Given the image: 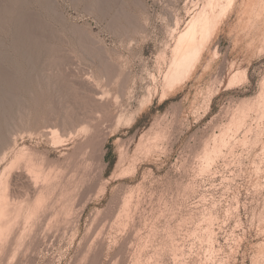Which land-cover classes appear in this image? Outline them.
Instances as JSON below:
<instances>
[{
  "label": "rangeland",
  "instance_id": "1",
  "mask_svg": "<svg viewBox=\"0 0 264 264\" xmlns=\"http://www.w3.org/2000/svg\"><path fill=\"white\" fill-rule=\"evenodd\" d=\"M207 2L0 0V264H264V0L163 84Z\"/></svg>",
  "mask_w": 264,
  "mask_h": 264
},
{
  "label": "bare ground",
  "instance_id": "2",
  "mask_svg": "<svg viewBox=\"0 0 264 264\" xmlns=\"http://www.w3.org/2000/svg\"><path fill=\"white\" fill-rule=\"evenodd\" d=\"M209 3L207 2L209 8L211 9L214 6V1L213 0H208ZM218 1V0H217ZM216 1V2H217ZM235 3V0H224V3H222V6L220 7L218 5V7L220 8V11L218 12L217 15L213 14V8L211 9V12L207 11V7L206 5L202 8L201 11H198V13L194 14L191 18H189L188 21H186L185 27L183 28V30L181 32H179L174 44L173 49L171 50V58L169 61V66L164 74V78H163V84L166 90H172L173 88L180 86L181 84H183L185 81L188 80V78L191 76V74L193 73V71L195 70V68H197V66L199 65L202 56L204 54V52L207 49V45L209 44L210 41H212V38L215 36L217 30L219 29L221 22L223 21V19L226 17V15L229 13V11L232 9L233 5ZM219 4V3H218ZM217 6V4L215 5ZM216 9V8H214ZM29 20V19H28ZM40 28V27H39ZM35 41V40H34ZM30 54V53H29ZM68 69V68H67ZM30 70V69H29ZM43 75V74H42ZM68 75V74H67ZM244 76V75H243ZM242 75L236 73L234 76H232L230 78V80L228 81V85H232L234 84V82H236L237 80L240 79V77L243 78ZM241 78V79H242ZM37 79V77H36ZM38 80V79H37ZM45 80V79H44ZM6 82V81H5ZM10 82V81H9ZM182 86V85H181ZM163 88V87H162ZM164 89V90H165ZM164 92V91H163ZM164 94L162 96V98H164ZM30 97V96H29ZM97 97V96H96ZM95 97V98H96ZM33 98V97H32ZM100 98V97H99ZM92 99V98H91ZM34 100V99H33ZM12 101V100H11ZM14 101V100H13ZM34 102V101H33ZM3 114V113H2ZM6 116V115H5ZM12 116V115H11ZM55 121V120H54ZM67 121V120H65ZM74 123V122H73ZM60 125V124H59ZM67 125V124H66ZM72 125V124H71ZM52 126V125H51ZM73 126V125H72ZM11 127V126H10ZM54 128V127H53ZM56 128V127H55ZM65 128V127H64ZM71 129V128H70ZM48 130V129H47ZM54 130L51 131L50 133H52L54 135ZM50 130H48L49 132ZM70 131V130H69ZM14 135V134H13ZM6 140V139H5ZM7 141V140H6ZM26 154V153H25ZM23 152H20L18 154V156L16 157L15 160H13L10 164L11 166H15L16 163L22 159L24 157ZM5 155V154H4ZM27 157V156H26ZM25 158V157H24ZM38 158V157H37ZM40 158V157H39ZM29 161H32V158L29 157L27 158ZM32 163V162H31ZM19 164V163H18ZM40 166V165H38ZM37 166V167H38ZM46 166V165H45ZM35 167V166H34ZM40 168V167H39ZM50 168V167H49ZM11 169V167H10ZM30 170L24 173H21L17 176H19V179L22 180L23 178L25 179L24 181V188L26 191V195L27 197H35L37 199L40 198V195L42 191H37V184L36 182H32V179H30L29 175L31 174ZM35 171V170H34ZM30 174H29V173ZM38 172V171H37ZM35 172V174L37 173ZM41 172V171H40ZM39 172V173H40ZM52 172V171H51ZM34 173V172H33ZM32 173V174H33ZM17 174V173H16ZM34 174V175H35ZM38 174V173H37ZM9 175V174H8ZM7 175V176H8ZM33 175V176H34ZM39 175V174H38ZM32 176V175H30ZM40 176V175H39ZM56 177V176H55ZM54 177V178H55ZM29 178V179H27ZM32 178V177H31ZM57 179V178H55ZM38 180V179H37ZM35 180V181H37ZM47 180V179H46ZM1 181V180H0ZM56 181V180H55ZM2 182V181H1ZM41 182V181H40ZM49 182V181H48ZM18 183V182H17ZM52 183V182H51ZM23 184V183H22ZM55 184V183H54ZM16 185V184H15ZM52 185V184H51ZM1 186V185H0ZM6 186V185H5ZM23 186V185H22ZM40 186V184H39ZM47 186V185H46ZM55 186V185H54ZM75 186V185H74ZM20 187V186H19ZM51 187V186H50ZM8 188V187H7ZM7 188L5 189L7 191ZM49 188V187H48ZM3 189V188H2ZM21 191V193H23V190ZM44 189V188H43ZM4 190V191H5ZM51 190V189H50ZM19 191V190H18ZM3 192V191H2ZM44 193V192H43ZM18 194H20L18 192ZM48 194V193H47ZM20 196V195H19ZM44 194L41 196L43 197ZM46 196V195H45ZM17 197V196H15ZM9 198V197H8ZM5 195H1L0 196V235L1 234V229H4L3 227L5 226V224H10V222L12 223V225H14V222H12L14 219H17L20 212L19 209L21 208H17L16 204H13L12 202H10V200L8 199ZM26 198V197H25ZM33 199V198H32ZM36 199V202H38ZM41 199V198H40ZM39 199V202L41 201ZM14 200V199H13ZM11 200V201H13ZM22 200V199H20ZM26 200V199H24ZM29 200V199H28ZM15 201V200H14ZM45 201V200H44ZM43 201V202H44ZM26 203V201H24ZM28 202V201H27ZM30 202V201H29ZM38 202V203H39ZM36 203V204H38ZM57 203V202H56ZM23 204V203H22ZM18 206V205H17ZM55 206V205H54ZM39 207V206H38ZM35 213V212H34ZM29 215V214H28ZM33 216V215H32ZM16 221V220H14ZM11 225V226H12ZM16 225V224H15ZM8 228L6 227V230ZM11 229V228H10ZM4 230V231H6ZM7 232V231H6ZM4 234V233H3ZM3 236V235H2Z\"/></svg>",
  "mask_w": 264,
  "mask_h": 264
},
{
  "label": "crops",
  "instance_id": "3",
  "mask_svg": "<svg viewBox=\"0 0 264 264\" xmlns=\"http://www.w3.org/2000/svg\"><path fill=\"white\" fill-rule=\"evenodd\" d=\"M242 1H245V0H242ZM236 2H237V0H235V3H236ZM235 3H234V5H235ZM234 5H233V6H234ZM232 8H233V7H232ZM231 10H232V9H231ZM231 10H230L229 12H231ZM228 14H229V13H228ZM228 14H227V15H228ZM227 15H226V17H227ZM226 17L223 19V21L226 19ZM223 21L221 22V25H222ZM221 25H220V26H221Z\"/></svg>",
  "mask_w": 264,
  "mask_h": 264
}]
</instances>
